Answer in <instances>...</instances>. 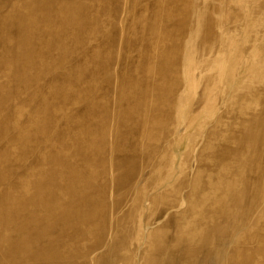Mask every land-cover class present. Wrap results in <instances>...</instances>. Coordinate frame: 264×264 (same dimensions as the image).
Wrapping results in <instances>:
<instances>
[{
  "label": "rangeland",
  "instance_id": "1",
  "mask_svg": "<svg viewBox=\"0 0 264 264\" xmlns=\"http://www.w3.org/2000/svg\"><path fill=\"white\" fill-rule=\"evenodd\" d=\"M0 264H264V0H0Z\"/></svg>",
  "mask_w": 264,
  "mask_h": 264
}]
</instances>
